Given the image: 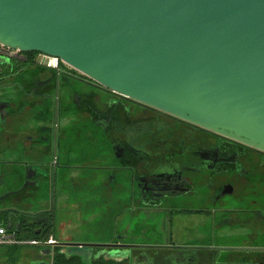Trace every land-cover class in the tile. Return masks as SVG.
Masks as SVG:
<instances>
[{
	"label": "flooded vegetation",
	"instance_id": "af4514ba",
	"mask_svg": "<svg viewBox=\"0 0 264 264\" xmlns=\"http://www.w3.org/2000/svg\"><path fill=\"white\" fill-rule=\"evenodd\" d=\"M0 225V264H264V152L0 55Z\"/></svg>",
	"mask_w": 264,
	"mask_h": 264
},
{
	"label": "water",
	"instance_id": "95a60500",
	"mask_svg": "<svg viewBox=\"0 0 264 264\" xmlns=\"http://www.w3.org/2000/svg\"><path fill=\"white\" fill-rule=\"evenodd\" d=\"M0 44L264 152V0H0Z\"/></svg>",
	"mask_w": 264,
	"mask_h": 264
},
{
	"label": "built area",
	"instance_id": "2783aa9c",
	"mask_svg": "<svg viewBox=\"0 0 264 264\" xmlns=\"http://www.w3.org/2000/svg\"><path fill=\"white\" fill-rule=\"evenodd\" d=\"M19 51L18 50H11L3 45L0 44V55H3L5 57H12V56H15L16 54H18ZM44 58H50L52 59L53 61H56L57 59L56 58H53V57H49V56H46L44 55ZM10 238L11 236H7L3 230L2 227H0V239H3V238Z\"/></svg>",
	"mask_w": 264,
	"mask_h": 264
},
{
	"label": "rangeland",
	"instance_id": "374dc122",
	"mask_svg": "<svg viewBox=\"0 0 264 264\" xmlns=\"http://www.w3.org/2000/svg\"><path fill=\"white\" fill-rule=\"evenodd\" d=\"M114 212L115 211L113 210V213L112 214H106V220L105 221L112 219L113 216H114Z\"/></svg>",
	"mask_w": 264,
	"mask_h": 264
},
{
	"label": "trees",
	"instance_id": "16d2710c",
	"mask_svg": "<svg viewBox=\"0 0 264 264\" xmlns=\"http://www.w3.org/2000/svg\"><path fill=\"white\" fill-rule=\"evenodd\" d=\"M64 263V262H63ZM105 264H117V263H113L111 261L105 262Z\"/></svg>",
	"mask_w": 264,
	"mask_h": 264
}]
</instances>
